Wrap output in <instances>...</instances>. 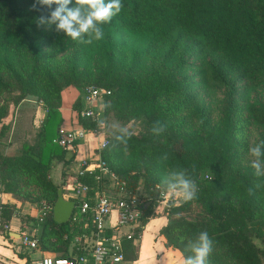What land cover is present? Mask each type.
I'll return each mask as SVG.
<instances>
[{
	"label": "trees",
	"instance_id": "1",
	"mask_svg": "<svg viewBox=\"0 0 264 264\" xmlns=\"http://www.w3.org/2000/svg\"><path fill=\"white\" fill-rule=\"evenodd\" d=\"M121 4V11L109 23L97 26L103 31L119 29L141 37L144 49L132 55V65L111 56L108 68L98 69L97 75L89 79L77 68L82 63L78 55L70 56L65 67L56 68L38 49L27 63L14 47L28 44L37 48L41 41L66 40L78 45L89 60L87 43L94 34L73 39L57 28L58 22L39 24L40 16L50 17L58 7L55 3L49 8L37 0H0V72L8 71L16 82L18 100L35 97L46 110L38 128V150L29 144H24L23 152L17 155L0 150V192L38 208L42 201L54 203L58 186L64 193L68 176L65 168L60 183L54 182L50 174L53 162L64 161L67 155L65 148L53 142L63 123L61 91L67 86L94 83L110 90L103 99L104 113L141 119L147 128L144 137L116 134L100 150L117 179L131 191L141 176L151 185H161L164 191L178 183L177 174L196 186L195 199L183 200L168 210L164 207L160 212L166 217L159 230L165 246L177 249L183 260L195 258L193 246L206 232L212 251L205 264L217 257L223 264H263L264 248L254 239L264 238V179L239 168L234 146L245 124L244 115L249 122L264 127V99H250L252 92L264 93V0H121ZM75 6V0H71L66 7ZM143 59L152 60L153 67L141 68ZM196 61L205 63L200 72ZM206 75L227 91L220 104L219 124L204 121L197 133L173 132L171 123L160 112V98L186 92ZM4 88L6 84L0 77V90ZM80 107L78 96L72 108L76 113ZM78 124L94 132L103 126L101 117H79ZM165 126L171 132L169 146H161L152 138ZM124 149L131 151V156L118 159L119 150ZM140 165L146 167L145 172ZM165 165L173 173L161 176ZM105 178L100 181L86 175L81 180L90 186L92 196L96 190L112 191L110 184H103ZM148 193L143 187V196L149 202L143 208V224L158 213L155 204L159 192L151 193L150 198ZM15 210L14 202H1L3 232ZM91 217V211L80 214L75 210L67 223L58 224L51 211L42 222L36 217L28 221L41 227L36 235L39 250L56 257H72L83 252L82 243H74V238L90 234ZM123 246L124 260L134 261L136 243L126 240Z\"/></svg>",
	"mask_w": 264,
	"mask_h": 264
},
{
	"label": "rangeland",
	"instance_id": "2",
	"mask_svg": "<svg viewBox=\"0 0 264 264\" xmlns=\"http://www.w3.org/2000/svg\"><path fill=\"white\" fill-rule=\"evenodd\" d=\"M103 32L104 36L102 39L96 40L93 36L91 39L92 42L87 43V48L90 51L89 60L83 55V51L78 45L66 40L59 43L41 41L37 48L28 44L14 48L18 51L19 55L27 61V63H30L34 52L38 49L44 58L56 68L65 67L66 61L70 56L78 55L82 63L77 65V68L83 71L89 79L97 75L98 69L108 68L111 56L125 59L127 65H132V55L144 49L145 43L141 37L128 35L119 29L105 30ZM204 65L205 63L202 61H196L195 66L197 72H200L201 66ZM140 67L147 69L152 68L153 62L150 59H143ZM0 77L6 84V88L0 90V108L2 110L0 116V150L4 154L17 155L23 152L24 144L33 146L34 151L38 150L40 147V144H38L40 139L38 134L39 123L35 126L33 121H35V111H37L39 107L44 106L43 102L31 96L18 100L20 98V90L8 71L5 70L0 72ZM86 85L88 84H85V86ZM89 85L96 84L90 83ZM81 87H84V85L75 88L80 92ZM226 94L227 91L214 83L209 75H206L201 83H197L196 86L186 92L176 95L170 94L162 96L160 98V112L165 115L166 121L171 123L170 128L173 129V132L197 133L201 130L204 121L212 125L219 124L220 104L223 98L227 96ZM263 94L262 91L252 92L250 94V99L260 102L264 99ZM244 120L245 124L239 131L234 146V158L236 164L240 169H246V171L253 172L259 180L264 179V127L249 122L248 119H245V115ZM101 121L103 126L100 127V130L106 137L107 141L110 137H113L116 134H129L137 137H144L147 133L146 124L141 119L118 118L112 112L104 113L102 110ZM170 135L171 132L169 131V128L165 126L162 131L155 132L152 138L155 143L161 146H169ZM81 143H83V141H78L77 144L79 145ZM257 146L261 151L259 157L254 156L250 152L251 148ZM118 153V159L126 160L131 156V151H127L126 149L119 150ZM257 160L261 165L259 174H257V169L252 167L253 162ZM140 170L145 172L146 167L141 166ZM172 173L173 172L168 166L165 165L162 167L160 175L166 176ZM50 174H53L52 171ZM99 180L101 181V179ZM60 182L61 180L59 183ZM112 182L113 180L110 177H106L103 180V184H107L108 186L109 184H112ZM138 185L144 187V190H148L152 194L153 192L163 190L161 185H151L150 182H145L144 177L142 176L138 179L137 186ZM176 190L179 189L177 188ZM151 193L147 194V198L152 196ZM178 201L181 203L183 198L179 197ZM32 205L37 206L36 204ZM172 205L175 204L170 203L165 209L168 210ZM27 216V220L32 218L28 214ZM1 222H3V219L0 217V228L2 224ZM40 228L41 227L39 226V233ZM150 230L151 227L149 223L147 228H145V240H147ZM254 242L260 248H264V238L262 240L254 239ZM153 254L154 251H149L145 259H143L142 256H138L134 261L122 260L119 264H156V258ZM210 264L223 263L221 259L217 257L211 259Z\"/></svg>",
	"mask_w": 264,
	"mask_h": 264
},
{
	"label": "built area",
	"instance_id": "3",
	"mask_svg": "<svg viewBox=\"0 0 264 264\" xmlns=\"http://www.w3.org/2000/svg\"><path fill=\"white\" fill-rule=\"evenodd\" d=\"M110 90L103 86L86 85L79 92L81 107L75 113L73 126L62 124L53 138V142L65 148L68 153L76 154L78 140L87 135L97 137L101 131H90L78 124V118L99 120L103 108V99ZM107 143L106 137L99 141L96 153L79 159L77 170L68 175L64 189L68 192L66 198L74 201V211L80 214L92 212V229L89 235H78L74 243H82L83 252L72 257H56L42 255L31 258L27 264H119L124 260L126 240L137 242L141 238L144 224L141 221L143 208L147 201L143 196V187L136 186L134 191L126 188L125 184L116 179L107 167L99 152ZM94 176L96 180L110 177L113 182L112 191L96 190L91 196L90 186L81 180L84 176ZM178 190H160L155 204L156 212L170 203L178 204ZM64 194V193H63ZM53 204L42 201L37 211V220L42 222L45 215L51 212ZM16 212H14L15 214ZM19 245L30 252L39 250L37 237L29 231H23L19 237Z\"/></svg>",
	"mask_w": 264,
	"mask_h": 264
},
{
	"label": "crops",
	"instance_id": "4",
	"mask_svg": "<svg viewBox=\"0 0 264 264\" xmlns=\"http://www.w3.org/2000/svg\"><path fill=\"white\" fill-rule=\"evenodd\" d=\"M78 96L79 90L72 86H67L61 91L62 104L59 110L63 118L62 124L65 126H73L72 123L75 118V110L72 108V105ZM45 114L46 112L42 107H39V109L35 111V121H33L35 126L38 125L37 123L40 124V122H42L45 118ZM104 138L105 136L102 133H99L97 137L87 135L86 138L78 140L79 142L83 141V143L77 146L78 150L76 154L67 152L64 160L65 162L63 160L54 161L52 166V177L54 182L59 183L61 180L63 167L68 175L74 173L77 170L79 159L89 154L96 153L99 141ZM65 191L66 189H64L63 196L66 197L68 192ZM0 201L14 202L17 208V210H15L16 213H13L11 219L6 224L7 234L0 228V264H27L28 260L33 257L52 255L51 252L41 250L30 252L19 245V237L23 231H29V233L35 236L39 234V226L34 225L32 222L30 223L31 219L30 221L27 220V214L30 215V217L37 216L38 208L29 202L21 203L15 200L10 193L0 192ZM165 222L166 217L160 212L147 220L144 224L141 238L136 242L137 257L142 256L143 259H145L149 251H154L153 255L156 258V264H183L184 260L180 252L177 249L165 246V239L159 232ZM149 223L151 230L147 240H145V228H147Z\"/></svg>",
	"mask_w": 264,
	"mask_h": 264
},
{
	"label": "clouds",
	"instance_id": "5",
	"mask_svg": "<svg viewBox=\"0 0 264 264\" xmlns=\"http://www.w3.org/2000/svg\"><path fill=\"white\" fill-rule=\"evenodd\" d=\"M71 0H37L40 5H46L49 8L55 3L58 5L54 11H51L50 17L40 16L39 24L57 23V28L73 39H78L82 34L92 33L96 40L102 39L104 36L103 30L98 27V24L109 23L112 17L116 16L122 8L121 0H75V7L67 8L66 6ZM33 8L36 4H33ZM92 41L89 40L88 43ZM163 129H159L162 131ZM250 152L259 157L261 155L260 148L254 147ZM252 167L259 169L260 162L254 161ZM177 184H173V189H179L175 194L183 198L185 202L195 199L196 186L195 184L184 179L182 174H177ZM195 258H187L183 264H205V260L212 251V241L209 239L206 232H202L199 237V244L193 246Z\"/></svg>",
	"mask_w": 264,
	"mask_h": 264
},
{
	"label": "water",
	"instance_id": "6",
	"mask_svg": "<svg viewBox=\"0 0 264 264\" xmlns=\"http://www.w3.org/2000/svg\"><path fill=\"white\" fill-rule=\"evenodd\" d=\"M74 201L63 196L62 187L57 188V197L53 203L52 218L58 224L67 223L74 211ZM149 202L146 204L148 205Z\"/></svg>",
	"mask_w": 264,
	"mask_h": 264
}]
</instances>
